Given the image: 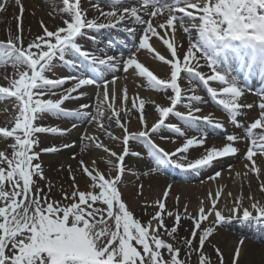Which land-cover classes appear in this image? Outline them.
I'll list each match as a JSON object with an SVG mask.
<instances>
[{
    "label": "snow or ice",
    "instance_id": "snow-or-ice-1",
    "mask_svg": "<svg viewBox=\"0 0 264 264\" xmlns=\"http://www.w3.org/2000/svg\"><path fill=\"white\" fill-rule=\"evenodd\" d=\"M105 2L110 10L105 11L99 4H93L92 7L99 15L89 18L88 10L81 6V0H62L61 12L68 16L63 20V26L49 30L41 21L43 34L25 43L21 17H17L16 34L9 31L7 39L0 40V65L12 69L11 77L5 76L9 85L0 86V97L15 98L13 107L16 111L12 126L0 127L2 138L14 140L10 145V154L0 150V264H185L184 260L179 259L181 249L167 242L161 235L163 230L175 239L173 234L177 233L181 215H174L172 211L166 213L168 217L174 216L175 220V224L169 229L162 215L165 203L157 200L155 203L159 210L149 221L142 223L134 217L121 198L118 186L126 171L124 161L129 154V141L146 144L149 154L158 165L174 163L177 168L186 171H199L211 166L217 158L235 155L239 151L234 144L241 138L233 134L226 137L227 143L222 147L207 148L203 155L193 161H174L173 157L177 153L187 154L191 148L204 145L207 134L187 137L181 127L166 124V120L170 115L179 117L186 129H198L201 121L215 128H223V124L214 122L210 115H197L201 109L195 107L193 102H202L203 97L196 94V85L193 84L196 81L230 115L232 122L240 126L238 116L242 114V109L252 107L251 104L240 102L245 91L250 90L248 80L259 77L264 84V0H172L171 3L164 0H134L129 6H124L128 0ZM15 3L22 16V0H15ZM7 6L8 0H0V11H5ZM165 13L167 15L164 21H157L154 25L153 18L162 17ZM145 16L148 18L145 19ZM125 22L127 23L122 31L132 37L136 35V28L130 25L142 26L137 51L146 49L154 53L159 61L169 65L170 78L161 79L154 74L139 61L135 51L130 52L126 59L123 53L119 57L98 56L84 50L78 42V38L84 37L88 31L120 28ZM177 24L183 32L189 34L188 46L182 52H178V49L183 46L175 42ZM158 29L163 31V35ZM193 32L195 36L192 35ZM169 35L171 38H166ZM152 37L159 38L166 45L170 57L162 55L153 47L150 43ZM115 45L116 41H108L109 48ZM56 61L72 69L74 74L49 78L48 73L54 75ZM84 61L88 62L86 66ZM201 61L208 67L210 74L205 75L199 70L202 67ZM121 65L125 72L133 69L140 77L145 78L148 87L172 92L168 96V106L155 104L159 118L151 127L147 124L144 111L148 101L138 95L131 98V108L125 114L134 109L138 110L142 124V130L138 132H130L127 122L121 121V111L125 109L122 107L117 110L115 107L117 90L112 88L110 93L109 85H115L116 78L111 81L105 78L106 72L114 71ZM182 73L187 77L190 86L188 89L181 87ZM69 82L71 86L65 88ZM210 82H217L220 87H212ZM84 86L97 88V114L91 116V119L101 129H105L102 106L106 105L112 111L109 119L114 117L115 123L122 129V138L105 129L106 134L113 140L122 139L124 147L120 154L109 149L98 137H86L116 158L114 167L117 174L106 178L104 173L94 167L90 169L81 160L82 171L91 180L90 190H80L73 185L70 193L63 192L62 200H53L49 195L51 187L45 192L37 183V179L46 178L41 163L36 161H39L41 153H56L61 148L53 145L36 151L41 142L38 134L62 136L69 129L43 126L38 121L46 114L76 119L90 116V113L84 111L88 108L86 104L74 110L63 107L65 101L85 96L86 93L82 91ZM258 94L261 96V112L247 128L250 144L246 151L250 170L257 176L260 175L261 168L254 157L257 153L264 155V87L260 88ZM129 99L125 86L122 89V105ZM181 104H185L187 112L177 110V106ZM75 127L76 124L73 123L72 128ZM161 128H168L186 137L174 152L165 151L152 141L151 134ZM256 130H261L258 135ZM71 146L64 144L62 147ZM184 159H187L186 155ZM92 163L95 165V161ZM69 170L71 171V166ZM220 175L217 171L209 179L215 180ZM72 179L75 180V177L72 176ZM171 188L172 185L169 184L163 193L164 199L168 197ZM260 188L264 191V182ZM221 195L220 190L214 197L209 192L211 206L207 211L201 202L198 216L192 217L194 229H201L202 222L207 221L213 213L214 224L234 217H240L244 221H264V203L249 196L252 202L249 207H244L242 195L233 202L234 206L229 209L231 215L226 217L222 210L217 209ZM176 199L178 201L179 197ZM97 202L103 207L96 206ZM184 211L188 213L187 206ZM253 211L256 215H253ZM213 231L212 226L202 229L199 235L200 248L192 249L193 239L197 236V231L193 230L192 239H185L187 248L192 251L202 250ZM240 244H243V240ZM161 250H166L170 259L166 260ZM216 252L220 264H223L220 249L216 248ZM239 256L238 246L232 264H237ZM199 264H210L203 251H200Z\"/></svg>",
    "mask_w": 264,
    "mask_h": 264
},
{
    "label": "bare ground",
    "instance_id": "bare-ground-1",
    "mask_svg": "<svg viewBox=\"0 0 264 264\" xmlns=\"http://www.w3.org/2000/svg\"><path fill=\"white\" fill-rule=\"evenodd\" d=\"M133 2L134 0H128V3L124 6L132 5ZM164 2L171 3L172 0H164ZM22 4L24 7V12L22 16L20 13L19 6L16 5L15 0H8L7 9L5 11H0V40H6L9 31H11L13 35L16 34L18 23L17 17H21L20 23L23 29L25 43L31 41L37 35L43 34L41 28V21H43L44 26H47L49 30H52L55 27L63 26V20L68 18L66 14L61 12V9L63 8L62 0H22ZM93 4H99V7L105 11L110 10V7L105 2V0H81V6L82 8L88 10L87 14L89 18H94L99 15L96 9L92 7ZM166 15L167 13H165L162 17L153 18L154 25L157 23V21L162 23ZM147 18L148 17L145 16V19ZM101 19L103 20V17H101ZM126 23L127 22H125V24H122L120 28H105L99 30L98 32L90 31L92 32L93 37H95V39L86 40L80 37L78 38V42L81 43V45L83 46L82 48H84V50H91L95 54H100L101 50H105L108 53L107 55L119 57L121 53H123L124 56L127 54V48H130L129 46L120 45L116 43L114 47L109 48L108 42L101 43V37L109 38L111 35L109 36V33H107L106 31L109 29H116L119 33V40L125 42L123 39H126V43H129L134 42L136 39L137 42V38H139L138 35L140 36L142 34L140 31L142 26L132 25V27L136 28V35L135 37H132L129 36L128 33L122 31V28L126 26ZM177 29L178 31L175 35V42L178 45L183 46L182 48L178 49V52H182L186 50L188 46L189 34L182 32V30H180L179 28V24H177ZM158 31H161V34L163 35L162 30L158 29ZM192 35L195 36V32H193ZM166 38L171 37L169 35V37ZM136 42H134L131 48L133 51L136 52L139 61L145 64L146 67L152 70L154 74L159 76L161 79H166L170 66L162 61H159L155 57L154 53L146 49H140L137 51L138 42ZM150 43H152L153 47H155L156 50L159 51L162 55L170 57V53L167 50L166 45H164L159 38L152 37ZM129 54L124 56V58L126 59ZM201 65L202 67L199 70L208 75V67L203 64V61H201ZM56 67L62 70L63 76L74 74L72 69L66 66L63 67V65H61L58 61H56ZM121 72L124 73V75H122L123 77H121L120 79H116L115 85H109L110 93L112 88H115L117 90V100L115 107L117 108V110H120L123 107L125 109L124 111H126L127 109L131 108V98L138 95L140 98H143L148 101V103L145 104L144 111L147 124L149 127H151V125L155 123L159 118V114L155 111V104H160L161 106H168L170 104L168 96L172 95L171 90L163 92L148 87L145 78L140 77L138 73L133 69H129L127 72H125L123 70L122 65L118 66L117 69L114 71L109 70L108 72H106L105 78H112L116 76L118 77L119 74H122ZM11 73L12 69L9 66L0 65V86L9 85V80L5 79V76L11 77ZM124 77L128 78L131 81V84L120 82L123 80L122 78ZM133 81L138 83L141 90L136 89ZM247 83L248 85H251L249 81ZM180 84L183 89H188L190 87L188 84L187 77H185L183 73L181 74ZM193 84L196 85L194 81ZM125 86L128 89V95L130 99L126 104L122 105V89ZM152 92L155 95V103H152L149 97H146L147 94H150ZM190 94L191 93H189V95ZM206 98L207 97H203L202 102L206 101ZM241 103L251 104L252 107L242 109V114L238 117L243 119H254L252 120L254 122L255 119L259 117L261 109H254V105L251 102ZM193 104L195 107H199L201 109V111L197 113V115L199 116H212L220 113V111L218 110L219 108L217 107H204L203 105H201V102L195 101L193 102ZM4 108H6L8 110L7 112L10 114L8 116L10 117V121H0V127H11L13 118L16 115V111L10 102L0 101V112L6 111ZM87 109L84 110L88 111ZM178 109L183 112H187L188 110L185 104L178 105L177 110ZM123 114L125 116L130 115V120L138 119L132 124L129 123L128 128L130 132H138L142 130V124L139 121L138 110L134 109L131 113L127 115L125 113ZM86 118L87 117L83 119H76L74 117H60L59 119L66 120L69 122L77 120L79 122L78 124L83 125L86 122ZM43 120H45V118L41 121H38V123H41ZM166 121L174 122L175 118L170 115ZM200 124L204 123H199V125ZM201 126L203 131L209 130V127H207L206 125ZM212 128L213 134H221L222 136L223 133H225L227 135L234 134L240 136V131L236 129V125H230L226 128L224 126L223 128ZM109 130L110 128H108L107 131ZM183 130L186 132V135L191 134V131L186 129ZM103 132L106 131L103 130ZM256 132L258 134L259 130H256ZM167 133L171 134V131H168L167 128H161L154 134L155 136L156 134L166 136ZM204 133L207 134L205 137V144L202 146H195L191 148L187 154L181 153L180 157L182 159H184L186 155L189 162L193 161L194 159L199 158L201 155H203L205 153V149L213 146L222 147L225 143H227V140L223 137H215L214 135L210 134L209 131ZM69 135L73 136L72 133ZM113 135L118 137V134L116 132H114ZM240 138L241 139L236 141L234 144V146L238 147L239 149L238 153H236L235 155H229L227 157H221V161L216 159L213 161L211 166L201 169L199 171L188 170L184 173H181L179 175V178L183 180V184L171 180L172 178L170 176L176 175V171L171 172L170 168L166 163L158 165L153 157L152 159L154 160L155 164H157L156 168H154L150 163L139 162L138 165H136V176L138 180L131 184L129 187L119 188L121 192V198L126 203H128V205L130 206L129 210L133 212L134 217L138 218L142 223H146L147 221H149L151 219V216L159 210L158 206L155 203L157 200H163V202L165 203V210L162 215L164 218L165 225L169 229L175 224V220L174 216L168 217L166 213L168 211H172L174 215L176 213H179L181 215V221L178 225L177 233L173 234L175 236V239H173V237L168 236L167 233L163 230H161V234L164 235L166 238L172 239L173 245L175 247H179L181 250L188 249L189 252L194 254L195 261L197 264H199L200 251H203V253L209 258L210 264H220V259L219 255L216 252V248H219L220 254L223 255V264H232L233 256L230 254V251H232L233 242L235 239L239 240L242 237H245V240L242 239L244 240L242 244L244 246V252L243 255L238 259L237 264H264V221H244L240 217H234L232 219H226L220 223L214 224L213 221L215 220V215L213 213V215L210 216L207 221L202 222V224H205L204 228L209 226H212L214 228L213 234L205 241L203 249L192 251L191 249L187 248L185 244V239H192L191 233L193 230H196L198 236L193 239L192 249L200 248L199 235L202 233V229L204 228L201 227V229H194V220L192 219V217L198 216V210L201 206V202H203V206L205 207L206 211L210 208L211 204L209 199V192H211L214 197L215 193L218 190L222 191L220 200L217 203V209L222 210L223 214L226 217L231 215L229 209L234 206L233 202L237 200L241 195L244 197V207H249L252 202L249 200V196L255 198L261 203H264V191H261L260 188L261 183L264 182V159L261 157L260 153H257V155L254 157L257 165L261 168V173L259 176H257L256 173L250 170V162L246 159L247 149H244L245 153L242 151L245 146H249L250 141H248L243 136H240ZM156 139H154L156 143L159 142L162 147L165 146V143L160 142L158 138ZM169 139L173 141L174 138L169 137L167 142L171 141ZM40 141L41 142L39 147L36 148L37 150L53 145L56 146L60 142V139L45 138L40 139ZM12 143H14L13 139L2 138V136H0V150L6 151L10 154L12 151L10 145ZM137 144L138 143L135 140L129 141V154L125 157L124 161L126 169L129 168L127 164L132 161L130 157L131 151L133 150V147ZM88 146L89 144L85 146L82 142L76 141V144L72 148L67 149V152L69 153L67 157H69L70 160H74V162L71 161L67 164H59L58 162H56V160L43 161L42 158L45 156V154L41 153L39 161L36 162L41 163L46 179H37V183L41 188L44 189L45 192H48L49 187H51V191L49 193L51 199L62 200L63 192L67 191L70 193L73 190V185H76L80 190H90L91 180L82 171V167L80 165V161L83 160L85 155L87 156L88 154V151L86 149ZM108 147L109 149L120 154L123 151L124 145L120 143L119 139H117L115 140V142H110V145L108 144ZM227 161L229 162V164L232 165L228 171L220 172L221 175L215 180L207 178L208 172H212L211 170H214L219 165L222 166L221 164H224ZM92 162L93 161H91V163H88V161H84L85 165L88 166L90 169L93 168L92 166H95V168L105 174L106 178L108 176H114L117 174L116 169L114 171H111L108 167L109 165H114L113 162L109 163V161H95V165H93ZM69 166H71V171L69 170ZM163 170L168 172L169 175L164 174ZM217 170L219 171V169H216V172ZM145 173H147V175H145ZM72 176L75 177V180L72 179ZM130 179L131 178L129 177L126 171L122 175L121 182H128ZM169 184L172 185V188L169 190L168 197L166 199H163V193L167 189V186ZM229 193H231V195H229ZM177 197H179L178 201L176 199ZM138 203L142 204L141 208H136V204ZM96 206L102 205H100V202H97ZM185 206H187L188 213H185L184 211ZM253 215H256L254 211Z\"/></svg>",
    "mask_w": 264,
    "mask_h": 264
},
{
    "label": "rangeland",
    "instance_id": "rangeland-1",
    "mask_svg": "<svg viewBox=\"0 0 264 264\" xmlns=\"http://www.w3.org/2000/svg\"><path fill=\"white\" fill-rule=\"evenodd\" d=\"M130 26H132V25H130ZM180 30H182V29H180ZM109 32L111 34V38H112L113 41H114V39H117L119 37L115 31H109ZM182 32H183V30H182ZM92 37H93L92 32L88 31L87 34L84 37H82V38H84L86 40H90ZM138 37H139V35H138ZM123 40L125 41V42H123V44L125 43L126 46L130 47V48H127L128 49L127 54H129L130 52L133 51L131 46L134 44V42H136V39L132 43L131 42L126 43V39H123ZM138 40H139V38H137V42H138ZM108 41H110V40H107L105 42H108ZM119 41H122V40H119ZM101 43H104V41L102 39H101ZM105 53H107V52H105L104 50H101V53L99 54V56H103ZM126 55H124V56H126ZM59 63L61 65H63V67H65V65L63 63H61V62H59ZM59 70L60 69L58 67H55L54 75H53V73H48L49 78H53L54 79V78L62 77L63 75H61L62 73H60ZM121 73H122L121 75L119 74L118 77L116 76L115 78L116 79H120L121 77H123L122 75H124V73L123 72H121ZM168 78H170V68L168 70V74H167V78L166 79H168ZM112 79L113 78L108 79V80L111 81ZM122 79L123 80L120 81V82L131 84V81L128 78L124 77ZM8 83H9V81H8ZM70 86H71V82L66 84L64 87L66 88V87H70ZM134 86L136 87V89L141 90V88L138 85V83L134 82ZM82 91H84L86 93L85 96L80 97L78 99L65 101L63 107H65L67 109H70V110H74V109L80 108V106L82 104L88 105V109H87L88 111H86V112L90 113L91 115L86 118L85 124L80 125V124H78L79 122L77 120H74L72 122H69V121H66V120H60L58 117H54L52 115H47V114L44 117L45 120H43L40 123L43 126H58L60 128H63V129H69V131L66 134L62 135V136L61 135L48 134V133L38 134L40 139H45V138H59L60 139V142L56 146L60 147L61 150L56 152V153H44L45 156L42 158L43 161H47V160H50V161L53 160L54 161V160H56V162H58L59 164H67V163H70L71 161L74 162V160H70L69 157H67V155L69 154L67 152V149L72 148L76 144V141H77V142H82L83 145H85V146L87 144H89V146L86 148L87 151H88V154H87V156L85 155V157L83 159L85 162L88 161V163H91V161H101V162L102 161H112L113 164L116 163V158L111 157L110 153L105 152L104 149H101V148L97 147L95 142H90L88 139H86V137L96 136V137L99 138L100 141H102L108 147V144L110 145V142H115V140H113L111 137H109L106 134V132H103V130H105V129L108 130V128H110L109 131H111L112 133L116 132L118 134V137L122 138V136H123L122 129L115 123V118L114 117L112 119H109V117L112 116V111L106 105L102 106V110L104 112L103 123H104L105 129H101L98 126V123L91 119V116H95L97 114V103H98V101H97V88L95 86H84ZM196 94H198L201 97L205 96L204 92L201 91V89L199 88V86L197 84H196ZM74 95H76V94H74ZM146 97H149L150 101H154L155 102V100H156L155 99V95H154L153 92L150 93V94H147ZM53 98H57V97H53ZM109 99L111 101V98H109ZM0 101H4V102L8 101L12 105L15 104V98H7L6 99V98L0 97ZM201 105H203L204 107H207L208 104H206L205 102H201ZM4 109L6 111L0 112V121H3V120L10 121V117H8L10 114L7 112L8 110L6 108H4ZM126 111H121V121L122 122H127V126H128L129 123L132 124L135 121H137L138 119L137 120H130V118H129L130 115L125 116L123 114ZM135 116H136V114H135ZM217 116H219V115L212 116L214 122H219V119H221L220 117H217ZM225 122H227V121H225ZM73 123L76 124L75 128H72V124ZM168 123L176 124L177 126L181 127L182 130L186 129L185 125L179 119V117H176L174 122L168 121ZM168 123H166V124H168ZM199 123H198V129H186V130L191 131L190 135H186L187 137H191L193 135L199 137L203 133L202 129H201V127H202L201 125H206V124H200L199 125ZM220 123H222V119L220 120ZM248 127H249V122L241 121L240 128H241L242 131H247ZM210 129H211V126H210ZM167 130L171 131L168 128H167ZM260 131L261 130H259V133H260ZM71 133L73 134V136L69 135ZM169 137L174 138L173 141L171 139H169L171 141L167 142ZM221 137L226 139L227 136L226 135H222ZM156 138H158L160 142L165 143V146H164L165 148L162 147L159 142L156 143V141L154 140ZM185 138L186 137L180 136L179 134H176V133H174L172 131H171V134L167 133L166 136L157 135V134L155 136L154 133L151 134L152 141H154L155 144L159 145L161 148H164L165 151H168V152H174L176 147L180 146L184 142ZM218 138H220V136H218ZM119 140H120V143H121V139H119ZM137 143L138 144L136 146H134L133 150L131 151L132 155L130 154V157H131L132 161H130L127 164L129 168L126 169L128 175H129V177L131 179L128 182L122 181L121 184L118 186L119 188L129 187L131 184H133L134 182H136L138 180V178L136 176V165H138L139 162L140 163H150L154 168L157 167V164H155L154 160L152 159L151 155L149 154V147L146 144H144V143H141V142H138V141H137ZM64 144H70L72 146L69 147V148H63L62 146ZM247 148H248V146H245L242 149V151L245 153L244 149H247ZM35 150L39 151L37 149H35ZM133 153H139L140 155H134ZM179 154L180 153H177V155L173 157V160L179 161V162H182V163H188L189 162L188 159H186V160L182 159ZM261 157L264 159V155H261ZM218 159H220V158H218ZM135 163H137V164H135ZM168 164L171 166V167L170 166H168V167L170 168V170L172 172L175 164L174 163H168ZM221 165L222 166L219 165L214 170H211L212 172H208L207 173V176H208L207 178L213 176L216 173V169H219V172H224V171H228L229 168L232 166L231 164H229L228 161L225 162L224 164H221ZM92 167L95 168V166H92ZM108 167H109V169L111 171L115 170L114 165H111V166L109 165ZM218 167H221V168H218ZM95 169H97V168H95ZM163 173L166 174V175H169L168 172H163ZM181 173L182 172L176 173V175L170 176L172 178L171 180H173L175 182H178L180 184H183L182 183L183 180L179 178L180 177L179 175ZM126 204L128 205V203H126ZM141 205H142L141 203L136 204V208H139V207L141 208ZM128 207H130V206L128 205ZM201 227L204 228L205 224H201ZM197 236H198V233H197ZM162 238L165 239L169 243H173L172 239L166 238L164 235H162ZM242 239L245 240V237H242L239 240H237V239L234 240L233 246H232V251H230V254L233 257H234V254H235V249L238 246L240 247V256H239V258L243 255L244 246L240 244V241ZM244 240H243V242H244ZM161 251H164L163 253H164V257H165L166 260L170 259V255L166 252V250H161ZM179 259L184 260L185 264H197L196 261H195V255L192 254V253L189 255V250L188 249L180 250Z\"/></svg>",
    "mask_w": 264,
    "mask_h": 264
}]
</instances>
